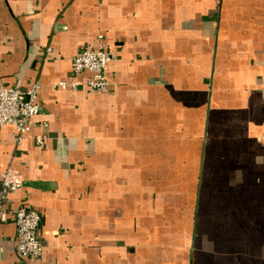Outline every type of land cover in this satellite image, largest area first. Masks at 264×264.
I'll list each match as a JSON object with an SVG mask.
<instances>
[{
	"label": "crops",
	"instance_id": "crops-1",
	"mask_svg": "<svg viewBox=\"0 0 264 264\" xmlns=\"http://www.w3.org/2000/svg\"><path fill=\"white\" fill-rule=\"evenodd\" d=\"M100 42L104 91L60 87ZM37 80L31 131H0L24 182L0 264H264V0H0V86ZM21 205L40 262L16 251Z\"/></svg>",
	"mask_w": 264,
	"mask_h": 264
},
{
	"label": "built area",
	"instance_id": "built-area-1",
	"mask_svg": "<svg viewBox=\"0 0 264 264\" xmlns=\"http://www.w3.org/2000/svg\"><path fill=\"white\" fill-rule=\"evenodd\" d=\"M103 39V36H100ZM49 51L51 48L48 49ZM112 53L105 49L104 43L99 47L87 46L72 59V80H62L58 85L64 89L77 90L80 85L79 76L88 71L90 76L86 81L87 92L97 94L109 85L106 69L112 61ZM42 84L34 81L27 90L14 86H0V131L13 125L17 132L18 144L22 143L25 135L31 131V120L42 112L39 102V91ZM45 127L46 123L43 124ZM46 135L37 136L39 144H43ZM23 180L12 169L0 172V222L9 219L7 199L10 194L18 192L23 187ZM17 229L16 251L22 259H33L40 262L45 249L43 240L39 237L42 217L38 210L28 205H21L15 210Z\"/></svg>",
	"mask_w": 264,
	"mask_h": 264
},
{
	"label": "rangeland",
	"instance_id": "rangeland-1",
	"mask_svg": "<svg viewBox=\"0 0 264 264\" xmlns=\"http://www.w3.org/2000/svg\"><path fill=\"white\" fill-rule=\"evenodd\" d=\"M104 47H105V49H107L105 45H104ZM107 50H108V49H107ZM109 64H110V63H109ZM108 66H109V65H108ZM107 68H108V67H107ZM106 70H107V69H106ZM106 77H107V76H106Z\"/></svg>",
	"mask_w": 264,
	"mask_h": 264
}]
</instances>
